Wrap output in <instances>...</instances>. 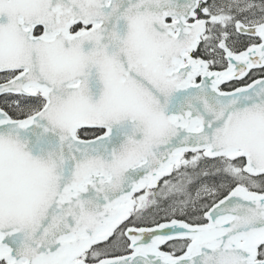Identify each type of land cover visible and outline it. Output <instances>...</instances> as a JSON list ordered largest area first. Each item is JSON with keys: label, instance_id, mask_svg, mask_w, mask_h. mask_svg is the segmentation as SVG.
<instances>
[{"label": "snow or ice", "instance_id": "obj_1", "mask_svg": "<svg viewBox=\"0 0 264 264\" xmlns=\"http://www.w3.org/2000/svg\"><path fill=\"white\" fill-rule=\"evenodd\" d=\"M0 264H264V0H0Z\"/></svg>", "mask_w": 264, "mask_h": 264}]
</instances>
